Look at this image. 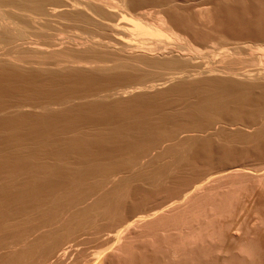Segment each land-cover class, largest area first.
<instances>
[{
	"label": "bare ground",
	"instance_id": "1",
	"mask_svg": "<svg viewBox=\"0 0 264 264\" xmlns=\"http://www.w3.org/2000/svg\"><path fill=\"white\" fill-rule=\"evenodd\" d=\"M263 151L264 0H0V264L66 262L88 233L105 264L213 260L264 194L236 159Z\"/></svg>",
	"mask_w": 264,
	"mask_h": 264
},
{
	"label": "rangeland",
	"instance_id": "2",
	"mask_svg": "<svg viewBox=\"0 0 264 264\" xmlns=\"http://www.w3.org/2000/svg\"><path fill=\"white\" fill-rule=\"evenodd\" d=\"M216 22H217L218 24H216L215 27L218 25V26H217V28H218V27H219V24H220L221 29L223 28V26H224V28L226 27L225 29L223 28L225 31L222 29L225 33H224L223 31H221L220 29H218L219 31L222 32V34H227L226 31H227L228 33L231 31V30H229V31L227 30L228 28L231 29V27H228V28H227L228 25H227L226 23H220V22H218V21H216ZM222 24H223V25H222ZM218 30H215V31H218ZM232 30H233V29H232ZM219 31H218V32H219ZM233 149H234V150H237V151H240V148H233ZM246 150H247V152H250V149H249V148H246ZM263 155H264V151H263ZM247 156H248V157H247ZM257 156H258V155H257ZM257 156H256V154H254V153L251 152V153H247L246 156L241 157V158H242V159L240 158L241 160H240V159H239V160L236 159V160L238 161V164H242V163H245V165H246V164H249V166H251V167L248 166L247 168H250V169L253 168V165H254V164H255L254 167H256V165L258 164L257 166H259V168H261V167L264 166V158H263L264 156H262V157H261V155L258 156V157H257ZM191 158H192V157L189 158L190 161H191ZM192 159H193V158H192ZM253 159H254L255 161H254ZM195 160H196V159H194V161H195ZM259 160H261V161H259ZM194 161H193V162H194ZM240 161H241V163H240ZM244 161H245V162H244ZM193 162H192V161L189 162L190 164L187 163L188 165H186L185 167L190 166L191 163H193ZM200 162H201V161H200ZM200 162H198V159H197V160L192 164L193 167H194V166H197L196 168L202 167L203 164H202V162H201V163H200ZM246 162H247V163H246ZM252 162H253V163H252ZM256 162H257V164H256ZM259 162H260V163H259ZM199 163H200V164H199ZM259 164H260V165H259ZM261 164H262V165H261ZM242 165H243V164H242ZM260 166H261V167H260ZM190 167L192 168V166H190ZM190 167H188V168H190ZM194 168H195V167H194ZM253 169H255V168H253ZM256 169H257V167H256ZM247 180H248V179H247ZM249 181H250V182H249ZM248 182L251 183V184L248 185L249 183L246 182L248 186H247L246 184H244L243 186L246 185L245 187H250V188H251V186L255 185V184L253 183V180H251V178L248 180ZM170 185H171V184H170ZM170 185H167V186H170ZM167 186H166V187L163 186V187H164V190H165V188H166L167 190H170V187H169V189H168ZM255 187H256V186H255ZM247 189H249V188H247ZM255 190H256V189L254 188V191H255ZM256 191H257V193H259V192H258L259 190H256ZM257 193L254 192V195H255V194L257 195L256 198H254V195H253V194H252L253 196H250V197H249V198H251V200H249L250 203H251V201H253V199H256V200L253 201V205H252V203L250 204L249 202H247V200L249 199L248 197H247L248 199L244 198V201L246 200V201H245L246 204H248L249 206H252L251 208H250L248 205H246V204L242 201L243 204H241L240 208H241L242 206L245 207V205H246V206H247V207H246L247 209H246V208L243 209V207H242L241 210H244L245 212H244V211H241V210H240V212H239L238 209H240V208H237V206L240 205V204L238 205V202H239V203H242V202L240 201V200H243V197H242L241 199H239L238 202L236 201L237 203H236V202L233 203L234 205H235V203H236V205H237L236 208H237V209L234 207V205H232V206H233V210L236 209L235 212L232 210V212H234L235 214H234V213H231V214H230V219H232V217H233V219H232V220H229V219H227V218H226V219H223V218H222L223 221H221L222 219H220V221H221V224H222V223L224 222V220H225L224 223L226 224V220H227V222H228V220H229L230 222H228V223H233V227H232L233 230H235V229L237 230V229H238L237 227H239L240 222L243 221V222H242V223H244L243 225H245L246 227H248V229H247L245 226H244V228H242V226H243V225H241L242 223L240 224L241 228H240V227H239V228H240L241 230L246 229V230L250 231V233L253 232V233L255 234V236L257 237V240L252 239L251 236H253V235H252V233H251V236H250V239H252L251 242L253 241V244L256 243L257 241H258V243L260 242L261 245H260V243H259V244L256 243V244H258V245H255V248H258V250H260V253H262V254L264 255V250H263V248H264V243H263V242H264V241H263V240H264V232H263V231H264V229H263L264 227H263V225H264V224H263V225H260V224L257 223V224H258L257 226L260 225L259 228L262 227V230L260 231V230L258 229V230L256 231V233L254 232V230H255L256 228H258V227L255 225L256 222L258 221V217H256V219H257V221H256L255 216H257V215L259 214V215L261 216V218L264 217V210H263V209H264V207H263V205H264V203H263V202H264V196H263V195H264V194L259 193V196H258ZM260 194H261V195H260ZM260 196H261V197H260ZM262 196H263V197H262ZM257 197H258L259 199L262 198L261 200H259L260 202L257 201V200H258ZM254 202H255V203H254ZM257 202H258V203H257ZM261 205H262V207L259 208ZM256 206H259V207H257L258 209L256 208ZM249 208H250V209H249ZM253 208H254V209H253ZM260 209H262L261 211H263V212H262L263 214L259 212ZM237 210H238V211H237ZM255 210H256V211H255ZM258 210H259V211H258ZM230 211H231V210H230ZM248 211H249V212H248ZM253 211H254V212H253ZM257 211H258V213L256 214ZM236 212H237V213H236ZM238 213H239V214H238ZM237 214H238V215H237ZM244 214H245V215H244ZM254 214H255V215H254ZM243 215H244V216H243ZM247 215H248V216H247ZM252 215H253V216H252ZM259 215H258V216H259ZM236 217H237V218H236ZM228 218H229V217H228ZM234 218H236V219H234ZM238 218H239V219H238ZM247 219H248V221H247ZM249 219H250V220H249ZM254 219H255V221H254ZM103 221H104V220H103ZM103 221L98 222V224L100 225V228H101V227L103 228L105 225H107L108 227L105 226L104 228H107V229H108V228L110 227L111 224H108L109 222H106V221L103 222ZM220 221H217V223H220ZM235 221H236V222H235ZM251 221H252V222H251ZM253 222H254L255 224H254ZM258 222H259V223L261 222V224H262V221H258ZM100 223H101V224H100ZM106 223H107V224H106ZM224 223H223V224H224ZM228 223H227V224H228ZM235 223H236V225L239 223V224L237 225V227H235V226H236V225H234ZM246 223H247V224H246ZM251 223H253L256 227H255L253 224H251ZM263 223H264V220H263ZM13 225H14V224H13ZM231 225H232V224H230V226H231ZM250 225H251V226H254V228H252ZM12 227H15V225L12 226ZM234 227H235V229H234ZM249 227L252 228L253 231H252ZM4 228H5V227H4ZM4 228L2 227L1 229H3V230H2L3 233L6 232V234H5V233H4V234L0 233L1 236H3V235H7V234H8L7 231H11V230H7L9 227H8L7 229H5L6 231L4 230ZM18 228H19V229H18ZM104 228H103V229H104ZM12 229H13L14 234H13V232H12V233L9 232V234L11 233V234H13V235H16V234H17V231H19L21 228L18 226L17 228H15V230H14V228H12ZM240 229H238V230H239L240 232L243 233V231H241ZM249 229H250V230H249ZM260 229H261V228H260ZM239 231H238V233H240ZM245 232H247V231H244V235H247V236H248L247 233H249V232H247L246 234H245ZM257 232H261V233L258 234ZM238 233H237L236 236H240V235H241V233H240V235H239ZM250 233H249V235H250ZM223 235H224V234H223ZM226 235H227V232L225 233V236H223V238H224V237L226 238V239H224V242L222 241L223 238H221V240H218V244H216L217 241H215V242H216L215 245H216V246L218 245L219 247H218V246H217V247L220 248V249H221V247H222L223 249H225L227 246L230 245V247H231V248L233 247V249H230L231 251H229V252H231V253L233 252V253H234V254L232 253L233 255L236 254V255H235L236 257L239 256L240 258L238 257L237 260L239 261L240 259H242V260H240V261H241L242 264H244V261H243V260H245L244 258H246V257H245V256H244V257H243V256L241 257V255H240V253H239V251H238V249H237V247L239 246V243H237V241H238L239 239L241 240V238H238V240H236V243L238 244V246H237V244H235V243L233 242V241H235V239H237V237H236V236H233V237H232V236H229V233H228L227 237H226ZM244 235L242 234V236H244ZM257 235H258V236H257ZM261 235H263V236H261ZM247 236H245L246 239L243 238V237H242V238H243L244 240H246L247 243L250 244V242H248V240H247V238L249 239V236H248V237H247ZM255 236H254V237H255ZM260 236L262 237V240H258V238L261 239ZM76 237H77V238L73 237V238H70V239H68V240L66 241V242H67V245H66V246H74V252H73V254L71 255V257L69 256V257L66 259V262H65V260L62 261L63 264H105V263H104V262H105V260H104V253H103V252L101 253L100 251L105 250L104 248L107 247V243H108V242H107L106 240L104 241L103 238H102V239L100 238V239H101V240H100L99 238H96L95 236H92V234H89V233H88L87 235L85 234V235H82V236H76ZM228 237H231V238L234 239V240L230 241V238H228ZM234 237H236V238H234ZM228 239H229V240H228ZM243 239H242V240H243ZM250 239H249V241H250ZM102 240H103L105 243H104ZM225 240H228L229 242H228V241L226 242ZM240 240H239L238 242H240ZM244 240L242 241V243H241L240 245H242V244L245 242ZM230 242H232V243L228 245V243H230ZM220 243L223 244V245L225 244L226 247L223 246V245H221V247H220ZM247 243H245V244L247 245ZM262 243H263V245H262ZM245 244H244V245H245ZM253 244H252V246H253ZM231 245H232V246H231ZM235 245H236V246H235ZM216 246L214 247V244H212V246H210L211 248L209 247V248L211 249V252H212V249H217V250H218V248H216ZM250 246H251V244H250ZM252 246H251V247H252ZM256 246H258V247H256ZM260 246H261V247L263 246V247L261 248ZM259 247H260L261 249H260ZM228 248H229V247H228ZM228 248H226V252H227V253H228V250H227ZM210 249H209V250H210ZM253 249H254V247H253ZM75 250H76V252H75ZM217 250H213V251H214L213 253L215 254V256H214V255H213V256H214V257L217 256V259L220 258L219 262L221 261V262H220L221 264H226V263H227L226 260L229 259V257L225 256L226 253L224 252L225 255L222 254V255H224L223 257H227L226 260L224 261L223 257H222V258L220 257V256H222L221 254H220L219 257H218L219 254L216 255V253H219V251H220V250H218V251H217ZM232 250H233V251H232ZM256 250H257V249H254V251H256ZM262 250H263V252H262ZM196 251H197V250H196ZM196 251H193V252H192L193 256H192V254H191V256L189 255L190 258L192 257L191 259H193L194 261H195V260L197 261L198 257L200 256V255L198 254L199 252H196ZM216 251H217V252H216ZM234 251H235L236 253H235ZM195 252H196V253H195ZM209 252H210V251H209ZM215 252H216V253H215ZM220 252L222 253L223 251L221 250ZM256 252L258 253V251H256ZM256 252H255V254H257ZM98 253H101V254L96 255V254H98ZM213 253H212V254H213ZM231 253H230V254H231ZM238 253H239V255H238ZM260 253H258V254L260 255V258H261L260 260H259V255H255V254H254V256H257V258H256V257H255L254 259L252 258V259H253V260H252L253 262H254V260H256V262H254L255 264H258L261 260L263 261V263H262V262H261V263L264 264V260H263L264 257H263V255H261ZM195 254H196V255H195ZM230 254L228 253V256H230ZM194 255H195L196 257L198 256L197 259H194ZM3 256H4V254H0V258L3 257ZM97 256H98L99 258H98ZM169 256H170V255H168V258H169ZM189 256H188V258H189ZM213 256L208 257V259H209V258H212L214 261H216V260H215L216 258H213ZM235 256H233V257L236 258ZM254 256H253V257H254ZM186 257H187V256H186ZM233 257H232V255H231L230 258H233ZM262 257H263V258H262ZM166 258H167V257H165V259H164L165 262H164V261H162V262L168 264L170 258H169V259L167 258V260H166ZM183 258H184V257H183ZM190 258H189V260H190ZM200 258H201V257H200ZM97 259H98V260H97ZM184 259H187V258H184ZM201 259H202V258H201ZM201 259H199V260H200V261H203V260H204V259H202V260H201ZM208 259L206 258L204 261H206V260H208ZM221 259H222V260H221ZM257 259L259 260V262H257V261H258ZM151 260H152V259L150 258L149 261H148L149 263H148L147 261H146V262H147L148 264H151V262H150ZM180 260H181V259H179V261H180ZM182 260H183V259H182ZM182 260H181L180 262H182L183 264H187V263H184V262H186V261L189 262V260H186V261H184V262H183ZM193 260H192V261H193ZM213 260H210V261L212 262V264L214 263ZM229 260H230V259H229ZM247 260H249V258H248ZM52 261H54V260H52ZM52 261H50L49 264H54V262H52ZM138 261H139V263H141V261H142V262H143L142 264H145V261H144V260H141V259H140V260H137V262H138ZM170 261H172V260L170 259ZM173 261H175L174 263H176V264H177V262H179L178 260H173ZM176 261H177V262H176ZM192 261H190V262H192ZM196 261H195V262H196ZM200 261H199V262H200ZM210 261L208 260V261H206L205 263L210 264V263H209ZM240 261H239V262H240ZM242 261H243V262H242ZM252 261H251V258H250L249 262H252ZM38 262H39V263H38ZM216 262H218V260H217ZM219 262H218V263H219ZM239 262H237V263H238V264H241V263H239ZM245 262H246V261H245ZM247 262H248V261H247ZM249 262H248V263H245V264H250ZM62 263L60 262V264H62ZM139 263H137V264H139ZM169 263H171V262H169ZM172 263H173V262H172ZM197 263H198V261H197ZM205 263H201V262H200V263H198V264H205ZM237 263H235V264H237ZM254 263H251V264H254ZM261 263H259V264H261ZM1 264H2V263H1ZM33 264H43V263H42V262L40 263V261L35 260V263L33 262ZM106 264H107V263H106ZM178 264H179V263H178ZM189 264H190V263H189ZM192 264H193V262H192ZM194 264H195V263H194ZM215 264H216V263H215ZM227 264H229V261H228Z\"/></svg>",
	"mask_w": 264,
	"mask_h": 264
}]
</instances>
